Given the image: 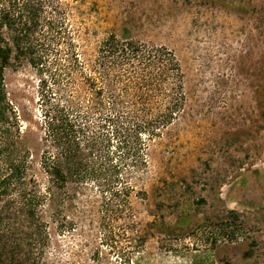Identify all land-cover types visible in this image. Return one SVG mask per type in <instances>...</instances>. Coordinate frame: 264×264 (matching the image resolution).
<instances>
[{
  "label": "trees",
  "instance_id": "trees-1",
  "mask_svg": "<svg viewBox=\"0 0 264 264\" xmlns=\"http://www.w3.org/2000/svg\"><path fill=\"white\" fill-rule=\"evenodd\" d=\"M73 35L63 0H0V264L61 263L53 255L61 246L58 237L77 227L73 212L90 192L105 210L100 223L109 231L102 242L114 239L108 214L131 239V249L118 251L124 264L133 263L131 256L153 229L164 235L166 252L186 264H235L218 251L221 244L240 241L247 247L244 259H250L245 264H264V242L245 237L241 214H209L185 178L170 188L159 179L151 194L152 220L138 230L131 198L146 197L137 188L149 148L185 113L181 67L170 49L126 31L102 38L82 61ZM19 68L31 69L38 79L37 137L32 111L8 99L6 71ZM180 189L191 192L195 213L179 209ZM175 212V224L167 225ZM194 219V227L184 230ZM175 229L181 237L167 238Z\"/></svg>",
  "mask_w": 264,
  "mask_h": 264
},
{
  "label": "rangeland",
  "instance_id": "rangeland-1",
  "mask_svg": "<svg viewBox=\"0 0 264 264\" xmlns=\"http://www.w3.org/2000/svg\"><path fill=\"white\" fill-rule=\"evenodd\" d=\"M63 1L82 61L84 51L93 54L102 38L121 37L126 31L137 40L170 49L182 70L185 113L149 148V164L137 188L145 190L146 197L131 198L138 230L144 231L152 220L151 194L159 179L170 188L171 182L185 178L194 198L205 200V211L213 216L239 212L245 237L264 242V0ZM37 84L29 68L6 71L8 99L14 107L32 111L35 137ZM190 194L180 189L179 209L189 214L195 213ZM164 199L166 205L171 203L169 195ZM101 204L94 192L78 203L73 212L77 227L58 237L61 246L53 251L62 264H124L118 251L131 249V239L121 235L108 214L114 239L102 242L109 228L100 223L105 214ZM177 215L167 216V225L173 226ZM194 225L195 219L182 226L186 230ZM179 237L175 229L167 238ZM163 239L162 232L153 229L140 252L131 256V264H186L166 252ZM239 243L221 244L218 256L247 263L246 243ZM184 246L179 251L187 253ZM260 254L255 252L251 259Z\"/></svg>",
  "mask_w": 264,
  "mask_h": 264
}]
</instances>
